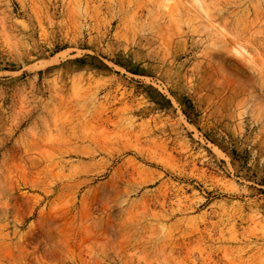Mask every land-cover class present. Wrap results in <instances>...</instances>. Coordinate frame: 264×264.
<instances>
[{
  "label": "rangeland",
  "instance_id": "obj_1",
  "mask_svg": "<svg viewBox=\"0 0 264 264\" xmlns=\"http://www.w3.org/2000/svg\"><path fill=\"white\" fill-rule=\"evenodd\" d=\"M0 264H264V0H0Z\"/></svg>",
  "mask_w": 264,
  "mask_h": 264
}]
</instances>
